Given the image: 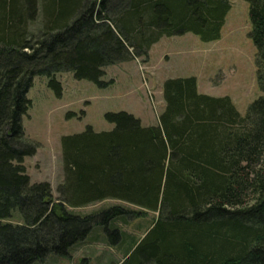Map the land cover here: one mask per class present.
Wrapping results in <instances>:
<instances>
[{"label":"trees","instance_id":"16d2710c","mask_svg":"<svg viewBox=\"0 0 264 264\" xmlns=\"http://www.w3.org/2000/svg\"><path fill=\"white\" fill-rule=\"evenodd\" d=\"M245 1L264 91V0ZM39 4L45 24L30 32ZM229 9L228 0H0V264L66 256L93 229L123 241L115 221L148 212L157 215L120 264H264V94L241 115L228 96L199 93L195 76L168 78L158 123L107 111L112 129L61 137L55 197L24 165L38 148L21 121L35 76L56 96L59 72L106 86L105 66L147 61L161 37L219 39ZM105 199L127 206L70 209Z\"/></svg>","mask_w":264,"mask_h":264},{"label":"rangeland","instance_id":"374dc122","mask_svg":"<svg viewBox=\"0 0 264 264\" xmlns=\"http://www.w3.org/2000/svg\"><path fill=\"white\" fill-rule=\"evenodd\" d=\"M228 1L230 9L219 39L202 41L192 32L161 37L151 45L147 61L138 57L105 66L102 80H112L106 86L76 79L72 72H59L56 77L62 93L56 96L45 76H35L27 92L31 105L21 120L25 136L38 144L36 152L24 158L31 182L48 181L56 191L63 179L61 137L81 132L87 126L94 131L112 129L113 124L104 118L107 111L129 112L139 118L142 125L158 123L165 103L163 84L168 78L193 75L200 92L228 96L237 111L244 115L248 105L264 91L257 81L256 51L248 36V4L245 0ZM39 8L36 18L26 24L30 32L45 24L41 4ZM118 202L105 199L85 205L75 213H96L100 206ZM156 215V212H148L118 218L115 225L122 231L123 241L108 236L101 228L93 229L83 241L70 247L68 255L50 254L33 264L116 263L127 252L131 239L141 237ZM14 216L19 217L18 211Z\"/></svg>","mask_w":264,"mask_h":264},{"label":"crops","instance_id":"0c3cea01","mask_svg":"<svg viewBox=\"0 0 264 264\" xmlns=\"http://www.w3.org/2000/svg\"><path fill=\"white\" fill-rule=\"evenodd\" d=\"M184 77H186V76H184ZM196 80H197V78H196ZM197 90H198V92L199 93H202V92H200L199 91V87H198V81H197ZM62 180V179H61ZM52 194H53V196L55 197L56 196V191L54 190H52ZM106 200H108V199H106ZM103 201V200H102ZM102 201H98L99 203L100 202H102ZM116 201H118V200H116ZM118 203H121L120 202V200H119V202ZM84 206H79V207H74V208H71L70 207V209L72 210V211H77V210H79L80 208H83ZM101 207V206H100ZM144 234H145V232L142 234V236L141 237H139V238H135L134 240L135 241H139L143 236H144ZM121 240V237H120V239H118V241H120ZM125 257H126V255L124 254L122 257H120L119 258V260L116 262V263H112V264H120L124 259H125Z\"/></svg>","mask_w":264,"mask_h":264}]
</instances>
